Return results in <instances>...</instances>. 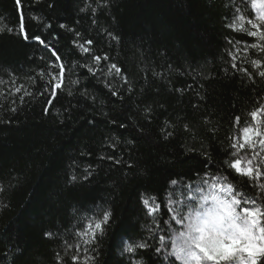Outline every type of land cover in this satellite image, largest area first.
<instances>
[{
    "label": "trees",
    "instance_id": "trees-1",
    "mask_svg": "<svg viewBox=\"0 0 264 264\" xmlns=\"http://www.w3.org/2000/svg\"><path fill=\"white\" fill-rule=\"evenodd\" d=\"M86 2L97 9L95 15L91 9L80 11ZM243 6L245 0H21L20 6L15 0H0V27L5 28L0 34V76L8 80V73H14L16 86L23 84L33 92L23 105L21 92L0 108V120L10 121L0 123V187L5 189L0 193V264H72L75 248L65 255L64 240L75 243V228L82 229L87 222L82 217L90 218L97 206L110 208L113 215L91 253L95 264H132L134 256H142L146 264H166L154 253L162 233L141 196H155L160 202L154 216L166 214L168 193L180 196L170 180L187 182L197 179L194 172L202 176L207 170L201 153L187 149L202 152L203 144L219 159L217 141L227 147L225 138L239 134L233 118L240 115L243 120L264 103V80H250L233 70L225 51L235 52L226 38L233 43L246 39L225 27ZM21 16L28 41L18 34ZM61 23L74 31L60 28ZM8 27L14 31L9 33ZM109 32L119 40H112ZM36 35L57 50L67 67L76 64L71 75L66 67V88L58 92L47 115L43 108L49 97L39 96L43 82L37 73L55 58L31 39ZM87 39L93 40L91 46L85 44L93 54L110 57L93 64L102 69L96 76L80 67L92 63L91 56L73 44ZM247 60L237 55L238 66L255 73ZM112 62L122 69L127 84L114 73L104 74ZM223 68L229 69L227 75ZM29 76L36 77L34 86ZM76 78L80 84L73 87L68 81ZM106 84L118 94L113 96ZM9 87L0 85L6 91ZM85 90L87 98L80 95ZM11 99L17 103L10 105ZM10 106L18 111H7ZM184 124L190 131H184ZM213 128L217 140L211 139ZM168 131L174 135L165 141ZM87 165L93 175L85 181ZM72 175L77 176L74 182ZM236 182L249 183L244 177ZM46 231L54 236L46 237ZM129 241H146L151 247L122 254Z\"/></svg>",
    "mask_w": 264,
    "mask_h": 264
},
{
    "label": "snow or ice",
    "instance_id": "snow-or-ice-1",
    "mask_svg": "<svg viewBox=\"0 0 264 264\" xmlns=\"http://www.w3.org/2000/svg\"><path fill=\"white\" fill-rule=\"evenodd\" d=\"M15 3L20 6L21 0H15ZM249 4L254 16L247 11ZM245 5L244 9L239 7L235 9L231 22L226 23L225 27L231 31L246 34L255 42L236 41L233 43L231 39L226 38V40L233 48L240 43H245L246 47L243 51L246 54V60L249 49L255 50L259 54V58L247 60L252 69H255V73L247 67L238 66L235 52L227 48L225 51L231 57L230 64L233 70H237L250 80H254V76L264 80V0H245ZM105 6H107L106 2ZM88 9H91L93 15L97 12V9L92 8L91 4L87 2L80 11L85 13ZM32 19L39 20L40 18L34 16ZM23 20L24 18L21 16L18 34L28 41L29 35ZM96 23L97 21L93 19L92 24ZM47 27L50 28L51 25L48 24ZM59 27L74 31L64 23H61ZM4 31L5 28L0 27V34ZM7 31L12 33L14 29L8 27ZM74 34L76 37L81 36L80 32H74ZM108 35L112 40H119V37L111 32ZM31 39L45 49H49L55 58L48 62L46 70L41 69L37 73L43 82V91L38 94L49 97L43 108V113L47 115L53 106V101L57 99L58 92H63L66 88L67 66L57 50L46 43L40 35L33 36ZM73 44L82 54L91 56L92 63L85 62L80 67L87 68L88 73L92 76H96L97 71H102L99 67L94 68L93 64L99 66L102 62L110 61L108 54L103 56L93 54L92 48L85 46V44L89 46L93 44L91 39L85 40L84 44H77V41L73 40ZM237 51L240 50L237 49ZM40 59L43 60L44 57L41 56ZM75 67V63L71 67H67L69 75L73 74ZM222 70L226 75L229 72L228 68ZM113 73L121 77L125 84L128 83L122 69L115 62L110 63L104 74L112 76ZM8 76V80L0 76V85H10L7 91L0 88V108L4 107L5 100H8L9 97H16L17 93H23L19 96L21 105L25 103V97H33V92L29 91L25 85L16 86L14 73H8ZM27 78L33 86L36 84V77L29 76ZM68 83L75 87L80 84V79H70ZM106 87L109 88L113 96L118 94L117 91L111 89L110 85L106 84ZM188 87L191 88V85ZM177 91L182 90L177 89ZM73 94L69 88L67 95L72 97ZM196 94L200 95L199 92ZM80 95L88 97L86 90L80 92ZM200 98L203 99L202 96ZM16 103V99L10 100V105ZM193 107L195 108L197 105L193 104ZM6 110L16 113L18 108L10 106ZM8 122L10 121L0 120V123ZM232 125L239 134L225 138L228 141L227 147L224 146L225 141H217L221 145L219 159H215L203 144L201 145V148L204 149L202 152L201 149L195 147L187 149L188 153H201L204 157V167L207 170L202 176L200 173L194 172V177L197 179L187 182L183 178L179 181L176 178L170 180V187L179 191L180 196L177 198L173 192L168 193L166 214L154 216L161 208L160 202H157L155 196L150 198L141 196V203L147 210V215L152 217V223L162 233L158 235V246L154 247V253L157 258L162 257L166 264H264V103H259L249 111L243 120L240 115H236L232 120ZM120 126L125 127L123 124ZM183 128L185 132L190 131L188 124H184ZM209 131L212 133L211 139L217 140V129L213 128ZM173 135L172 131H168L163 139L167 141ZM128 143L131 144L133 141L129 140ZM81 155H85V153L82 152ZM100 159L114 160L116 164L121 163L120 159L113 156H101ZM73 163L75 164V161ZM128 167L131 168L132 165L128 164ZM91 168V165L84 167L83 180L87 181L93 175ZM212 168L215 169L214 172L211 170ZM237 177H244L249 183L241 186L236 182ZM70 179L74 182L77 180V176L72 175ZM4 191V187H0V193ZM112 215L110 208L101 209L100 206H97L90 218L82 217L87 220L82 229L73 226L75 228V243H69L67 239L64 240L65 255L69 250L75 248V254L70 257L72 264H95V257L91 253L96 251L95 245L106 233ZM44 235L52 238L54 233L46 231ZM149 247L151 246L146 241H129L125 243L122 254H137L138 250H147ZM56 257L58 260H63L60 253H57ZM132 264H146V261L142 256L139 259L134 256Z\"/></svg>",
    "mask_w": 264,
    "mask_h": 264
},
{
    "label": "rangeland",
    "instance_id": "rangeland-1",
    "mask_svg": "<svg viewBox=\"0 0 264 264\" xmlns=\"http://www.w3.org/2000/svg\"><path fill=\"white\" fill-rule=\"evenodd\" d=\"M246 6V5H245ZM245 6L243 7H239L241 9H244ZM247 11L249 13H251L252 16H254V12H252L251 8H250V4L248 5V8H247ZM248 26V25H246ZM250 27V26H248ZM240 34H243V33H240ZM246 36V39L244 40V42H247V43H252V42H255L253 38H250L248 37L246 34H244ZM246 47V44L245 43H240L238 44L235 48H233L235 50V53L237 55H240L242 56L243 58H245L246 54L244 53L243 49ZM237 49H239L240 51H237ZM250 56V59H255V58H259V54L255 52V50H252V49H249V52L247 54V58H249ZM152 203V201L150 202V204Z\"/></svg>",
    "mask_w": 264,
    "mask_h": 264
}]
</instances>
